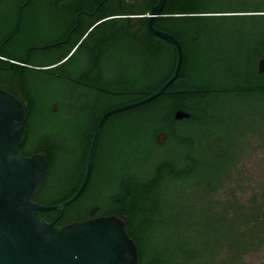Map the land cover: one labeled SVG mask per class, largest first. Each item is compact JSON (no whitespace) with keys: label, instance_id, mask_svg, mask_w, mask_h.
Masks as SVG:
<instances>
[{"label":"trees","instance_id":"1","mask_svg":"<svg viewBox=\"0 0 264 264\" xmlns=\"http://www.w3.org/2000/svg\"><path fill=\"white\" fill-rule=\"evenodd\" d=\"M21 1L0 0V44L3 43L0 66L4 67V89L19 100L26 117L18 151L26 156L39 152L46 155L44 178L32 200L52 205L68 198L78 186L99 117L90 123L85 121L88 107L78 92L75 98L64 89H56L59 95H52L48 87L56 92L57 84L48 70L30 67L41 63L38 50L29 51V58L21 69L18 63L28 47L37 44L39 39L41 44L52 42L67 32L74 42L83 32L81 25L74 27L73 24L79 9L90 12L100 6L94 19L109 13L119 15L100 21L86 39L105 43H102L104 52L99 53L108 58L106 64L114 60L115 71L122 70L120 63L132 60L136 70L133 76L119 72L115 82L129 86L133 80L137 88L135 92L121 91L124 94L106 93L101 111L143 98L156 90L171 74L175 50L146 26L145 15L156 0H130L131 3L115 5L108 0H28L26 5L43 10L37 17L34 14L30 22L17 25L16 8ZM51 7L68 8L67 14L60 10L55 20ZM262 12L264 0H164L153 26L171 34L180 46L181 63L176 78L162 94L104 119L98 132V140L104 141V146H95L83 189L64 206L60 215L52 210L40 215L45 220L58 215L64 219L79 217L81 210L97 206L103 215L128 218L124 220V230L134 239L139 254L148 248L164 247L182 248L190 254L197 245L188 235L191 223L186 221L188 217H200L201 204L205 205L206 212L213 213L208 198L212 177L215 172L235 166L237 160L236 153H231V125L214 120V108L224 107V97L222 92L215 96L213 87L218 84L224 90L226 81L234 85L235 92L229 94L234 104L242 98L262 100L264 96L247 61L253 58L252 36L258 18L264 16ZM67 15L70 17L67 20L72 22L68 29L64 27ZM134 15H137L134 18L137 28L130 32ZM85 40L77 54L95 55L97 52ZM9 60L15 63L9 64ZM157 60L164 62L166 75L151 72L152 63ZM236 97L240 98L235 101ZM176 110L188 116L176 120L173 118ZM248 113L260 115L251 104ZM158 132L166 134L162 143L154 141ZM58 138L64 145L61 150H56L54 145ZM69 145H75V150ZM226 213H231L229 225L237 235L233 249L238 258L262 240L264 201L245 206L222 205L217 212L218 215Z\"/></svg>","mask_w":264,"mask_h":264},{"label":"water","instance_id":"2","mask_svg":"<svg viewBox=\"0 0 264 264\" xmlns=\"http://www.w3.org/2000/svg\"><path fill=\"white\" fill-rule=\"evenodd\" d=\"M163 3L164 0H156L151 5L145 15L146 26L174 47L172 72L149 95L109 108L99 116L81 180L68 198L52 205L32 200L45 174L46 155L39 152L26 156L18 151L24 124L22 106L14 95L0 88V264H136L135 244L119 217L104 215L55 226L54 221L45 220L40 212L52 210L60 215L64 206L79 195L90 173L99 129L108 115L151 100L176 78L181 61L180 46L171 34L153 26V19L160 14ZM12 63L15 62L9 60V64ZM257 70L264 73V57L257 61ZM187 116L180 110L173 115L175 119ZM164 138L165 134L158 132L154 141L161 143Z\"/></svg>","mask_w":264,"mask_h":264},{"label":"flooded vegetation","instance_id":"3","mask_svg":"<svg viewBox=\"0 0 264 264\" xmlns=\"http://www.w3.org/2000/svg\"><path fill=\"white\" fill-rule=\"evenodd\" d=\"M27 2L28 0L21 1V5H19L16 8L15 23L17 25L24 22L25 23L30 22L32 18H35L34 14H36L37 17L43 10V8L40 7L26 5ZM65 2L67 1H64V3ZM108 2L112 3L113 5L119 3H131L130 0H108ZM99 7L100 6L94 7L90 12L85 11V9H79L77 11L78 14L75 16V22L73 24L74 27L77 25H81L80 27L83 28V32L74 42H71L72 39L69 38V32H67L63 37H59L52 42L41 44V39H39L38 40L39 43L37 42V44L28 47L27 51L22 57L23 60H21V64H22L21 69H22V67L25 65V60L29 58V51H32V49L38 50L40 52L38 53V55L41 57L39 60L41 61V63L31 65L30 67L36 70H48L50 77H52V79L57 84L56 89L58 91L64 89L67 90V92L72 94L73 96L75 92L80 93L83 97L86 106L88 107V112L86 114L85 121L89 123L93 122L94 120H97V118L104 112L101 110L104 107V95L106 93L116 94L121 91L135 92L137 88L133 80L130 81L129 86L126 83L120 86L117 85L115 82V78L118 75L117 73L119 72L121 73L124 72V74H129L130 76H133L136 70L132 64V60H126L123 63H120L122 70L115 71L116 65L114 64V60H110L108 64H106V59L108 58H106L104 54L99 53V52H104L105 47L103 44L105 43L102 41L103 43L102 44L100 40L91 41L86 39L87 34L98 23H100V21L104 19L119 17V15H115V13L113 14L109 13L108 15L102 18L94 19L96 11ZM49 10L54 14L53 18L56 20L58 19V14L60 10L62 13L67 14L68 8L51 7L49 8ZM261 14L264 15V12H262ZM136 16L137 15L131 17L133 18L131 21L133 26L130 27L129 30L130 32H134L137 28L136 20L134 19ZM65 19L69 20L70 17L67 15ZM68 20L66 22V26H64L67 29L68 26L72 24V22H69ZM258 20L259 22L255 27L256 32H254V35L252 36L254 41L252 45L253 58L247 61L248 62L250 61L249 70L252 72L253 78L258 79L260 83L259 88L263 91L262 94L264 95V73L259 72L257 70V61L264 57V16L262 18L261 17L258 18ZM83 40L86 41L87 46L91 45L92 50L97 52L95 55H89V53L80 54V55L77 54L79 50L82 49L80 45ZM134 43H135L134 45H136L137 47V42ZM1 46H3V43L0 44V55H3ZM83 50L87 51V49H83ZM0 58L3 57L0 56ZM174 62H175V58L172 64V69L174 66ZM163 63L164 62L160 60L153 61L151 72L156 75H162V76L166 75L167 69L164 68ZM116 64L118 63L116 62ZM249 70L247 71V73L249 72ZM247 73L245 72L246 75ZM223 84L225 86L224 90L218 88V84L213 87V93L215 94V96H217L218 93L222 92L223 93L222 96L224 97L222 99L224 101L222 106L224 107L220 108L219 105H216V107L214 108V120L215 121L221 120L225 126L231 125L232 131L229 135L230 141L232 139L231 137L235 135H240L239 134L240 132H245V130H247L248 123H246V121L250 119L252 121H255V123L258 122L259 127H257L256 124L254 125L255 127L253 126L251 128V130L255 131L257 129L258 133L255 136L264 145V134L262 135V131H264V96L262 100H259L255 97L252 98L246 97L248 99L242 98L240 103L234 104L232 98L229 95L230 93L235 92L233 87L234 85L232 86V84L228 83L227 81L224 82ZM5 86L6 85H5L4 67L0 66V88L4 89ZM21 91H22V82H21ZM123 92H121V94ZM228 96L230 98H228ZM239 98L240 97H236L234 98V100L237 101ZM75 103L78 105V102H74V104ZM125 103H129V102H125ZM250 104L251 107L256 108L257 110L260 111V115L257 116L249 115L248 108ZM52 110L54 111L55 107H53ZM25 121H26V117H24V122ZM247 142L248 140H243L240 143L239 145L240 151L236 153L237 159L241 155L243 147L247 145ZM231 143L233 144V142ZM96 144L98 146L103 147L104 141H102L101 139L98 140V136H97ZM54 145L56 150H61L63 149L64 146L60 138L55 140ZM69 148L72 151H74L75 145H69ZM235 166L226 167L222 172H215L211 180L212 187L208 197L211 205L213 206L212 211L214 216L226 217L228 221H229V216H231V213H226L221 215L217 214V212L221 209L222 205L229 206L234 203L243 205L245 204V202H250L251 200H254L252 196L245 200L237 199L233 193V189L228 187L227 184L228 182L232 181V175ZM222 190L224 191L221 192ZM263 199H264V189H261V192L259 193V198L256 203H260L264 201ZM93 207H96V209L93 212H89L90 209H92ZM80 212L81 213L77 215L79 217H66L64 219V217H58L59 216L58 215L54 218L47 219V221H54V225L57 226L73 221H82L97 216H104L103 214L98 212L97 206H92L88 208L86 211L81 210ZM119 218L123 221V227H124V223H125L124 220L128 218L127 217H119ZM232 234L233 232L230 227L225 234H222L217 230H213L210 231L209 233H205L201 235L199 239L195 240V244L197 245V247H195V249H191L190 254H188L186 250L182 248H173V247L148 248L145 249L143 253H141L143 254L142 257H140L141 254H139L138 252L134 239L131 237V235L129 236L132 238L136 247V264H183V263L186 264L185 263L186 260H191L193 258H195V264H236L243 253H240L239 257L236 259V261H234Z\"/></svg>","mask_w":264,"mask_h":264},{"label":"rangeland","instance_id":"4","mask_svg":"<svg viewBox=\"0 0 264 264\" xmlns=\"http://www.w3.org/2000/svg\"><path fill=\"white\" fill-rule=\"evenodd\" d=\"M48 89L52 90V95H59L56 88V92H54V88L52 87H48ZM246 123H248V128L245 132H240V135L231 137V142H233V150L231 153H238L240 151L239 145L243 140H248V142L247 145L243 147L241 155L236 161L232 181L228 182L227 185L229 188L233 189V193L237 199L245 200L252 196L254 200L250 202L256 203L261 189H264V145L255 136L258 133L257 129L255 131L251 130L256 124L257 127H259L258 122L255 123V121L249 119ZM263 134L264 131H262V135ZM223 191L224 190L221 192ZM250 202H245L243 205H248ZM199 211L200 217H188L186 221V224L191 223L189 227L191 231H188V235L191 238L195 240L199 239L201 235L213 230H217L222 234H225L229 230L230 225L226 217H215L211 211L206 212L207 209H205V205L202 204L199 207ZM263 233L261 234L262 240L257 244L256 248L244 252L236 264H264ZM236 236V233L232 234V242L235 240ZM235 254L236 252L233 255L234 261L237 259ZM185 263L195 264V258L186 260Z\"/></svg>","mask_w":264,"mask_h":264}]
</instances>
